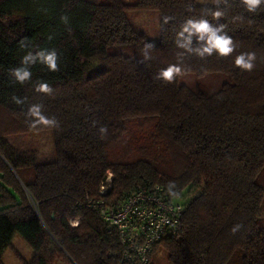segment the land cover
<instances>
[{
    "label": "trees",
    "instance_id": "16d2710c",
    "mask_svg": "<svg viewBox=\"0 0 264 264\" xmlns=\"http://www.w3.org/2000/svg\"><path fill=\"white\" fill-rule=\"evenodd\" d=\"M141 11L157 17L152 33L133 27ZM189 18L226 25L235 51L201 59L177 47ZM203 43L193 35L187 47ZM53 49L58 71L38 61L25 83L11 75L28 52ZM248 52L251 72L234 64ZM177 63L183 75L172 83L154 78ZM217 73L220 82L199 79ZM42 82L51 95L35 90ZM33 104L59 126L30 127ZM0 110V264L15 232L33 250L23 264H50L53 255L135 264L88 200L117 203L142 184L183 204L180 230L156 242L146 264H156L158 247L168 264H264V5L253 13L241 0H0ZM38 130L52 132L45 156L17 138Z\"/></svg>",
    "mask_w": 264,
    "mask_h": 264
},
{
    "label": "built area",
    "instance_id": "2783aa9c",
    "mask_svg": "<svg viewBox=\"0 0 264 264\" xmlns=\"http://www.w3.org/2000/svg\"><path fill=\"white\" fill-rule=\"evenodd\" d=\"M112 173L106 172L98 192L110 187ZM88 206L117 232L122 258L135 264H146L153 246L166 235L181 228L183 204L168 200L158 184L136 186L132 193L117 203H106L102 198H90ZM77 218L70 219L71 225Z\"/></svg>",
    "mask_w": 264,
    "mask_h": 264
},
{
    "label": "clouds",
    "instance_id": "9594fccd",
    "mask_svg": "<svg viewBox=\"0 0 264 264\" xmlns=\"http://www.w3.org/2000/svg\"><path fill=\"white\" fill-rule=\"evenodd\" d=\"M214 3L219 4L221 2L227 3V0H213ZM241 3L246 7L249 12H256V10L264 5V0H241ZM214 18L219 19L224 15L221 10H216L211 12ZM240 18V17H238ZM63 19V17H62ZM170 17H165L164 22L168 23ZM226 25L222 24L219 27H213L207 19L200 18H189L182 25L181 30L177 33L176 46L185 47L189 52L195 51L197 56L204 59L208 56H212L216 53L220 57H228L235 51V45L231 37H229L225 32ZM187 34V36H185ZM193 35L198 36L199 41H204V43L196 49L187 47L191 44V37ZM184 40L185 43L181 44L180 41ZM145 47H154L152 44H145ZM57 52L53 50H40L38 52L32 53L28 52L23 56L21 60L22 67L15 68L11 70V75H14L16 81L23 84L31 79V71L28 65H34L38 61L45 65L49 71L56 72L59 70L57 64ZM148 59L145 56V60ZM256 55L254 52L241 53L236 56L234 64L236 67L240 68L242 71L251 72L255 67ZM144 60L141 61L143 63ZM183 71L179 63L169 64L168 67L162 68L155 75V79L162 80L165 83H172L176 77L182 76ZM35 90L39 93H44L51 95L53 93L52 87L48 83H38ZM17 104H23L24 100L19 98H14ZM26 117L32 118L30 127H37L43 125L45 127H58V121L55 117H48L43 114V105L33 104L28 108ZM106 128L101 129V132H106ZM175 187L173 182H170L167 186L169 194L175 195L172 189ZM241 225H236L233 227L232 232L235 233L239 230Z\"/></svg>",
    "mask_w": 264,
    "mask_h": 264
},
{
    "label": "rangeland",
    "instance_id": "374dc122",
    "mask_svg": "<svg viewBox=\"0 0 264 264\" xmlns=\"http://www.w3.org/2000/svg\"><path fill=\"white\" fill-rule=\"evenodd\" d=\"M203 0H198L202 2ZM134 28H144L149 33H152L154 27H158L159 23L157 17L155 18L153 12L141 11L136 14V17L132 21ZM192 79H196V76L189 75ZM224 75L221 73L210 74L203 78H199L204 82H220L224 79ZM0 118H2V111L0 110ZM50 130H38L29 131L22 134H18L17 138L27 147V150L36 152L38 156H45L52 151L53 140ZM264 215V211H262ZM165 251L162 247H158L155 252L156 264H168L166 261ZM33 258V250L22 238V236L15 232L11 239V245L6 247L1 255V261L3 264H23L29 262ZM50 264H71L65 256L53 255L50 258Z\"/></svg>",
    "mask_w": 264,
    "mask_h": 264
}]
</instances>
